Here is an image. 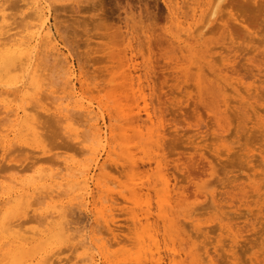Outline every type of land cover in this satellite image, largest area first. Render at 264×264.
I'll return each instance as SVG.
<instances>
[{
  "label": "rangeland",
  "instance_id": "374dc122",
  "mask_svg": "<svg viewBox=\"0 0 264 264\" xmlns=\"http://www.w3.org/2000/svg\"><path fill=\"white\" fill-rule=\"evenodd\" d=\"M44 1L42 4L45 7L53 3L56 9L52 5L45 9L48 10L47 23L54 38L50 44L41 41L39 59L37 56L39 62L36 60L35 63L37 67L41 66V70L38 73L37 67L30 69L28 59L23 57L18 62L19 71H15L17 82L12 89H8L9 84L5 85L0 79V223L6 224L5 227L7 222L17 224L15 227L11 224L10 229L32 237L27 241L31 245L32 241L45 239L52 232L48 212L51 211L50 217L55 215L52 212L56 210V205L60 207L57 210H64L58 211L61 217L53 216L66 229L61 240L53 242L51 236L48 237L50 246L37 255L45 264H152L151 254L157 258V250L159 257L162 256V264H175L176 261L178 264H264V0H221L223 5L220 7L219 3L220 9L217 7L212 16L207 15V9H210L208 1L198 0L197 19L189 18L192 5L189 4L194 0H173L179 6L181 20L177 16L178 21L167 7L166 2L170 0ZM199 8L204 11V16L207 15V20L202 21V16L199 19ZM32 11L33 7L27 0H0V26L7 23L13 28L8 34L18 33L15 37L20 36L21 41H27L22 45L25 51L31 42L30 33L36 29L34 25L39 23L30 14ZM208 19L207 28H201ZM191 20H195L196 24ZM180 22L183 24L180 25ZM31 23L34 25L30 29ZM179 27H182L181 30ZM53 45L62 53L60 60L66 57L68 65L64 61L63 64L59 62L58 56L54 55L56 59L52 57L55 54ZM48 52L52 53L42 58ZM128 56L136 58L134 96L128 87L125 91L119 90L117 79L122 70L118 59ZM67 66L72 76L68 74ZM34 71L37 78L42 79L39 81L44 84L41 88H45L40 94V104L36 99L30 100L33 101L31 103L29 99L26 101V93L32 92L30 85ZM40 72L45 77L42 78ZM66 76H70V79L67 77L69 84H66ZM208 86L211 90H205ZM140 90H143L149 104H153L149 105L152 117L155 112L161 122V125L152 127L162 131L161 146L157 148L148 139L144 140L148 142L146 144L134 139V125L126 123L119 112V108L124 113L130 110L134 114L139 112L143 120L138 126L141 125L146 138L151 123L144 121L141 100L136 107L135 99ZM35 102L38 107L33 109ZM29 106L32 113L27 112L31 109L27 110ZM56 107H68L65 111L73 115L69 116L66 111L70 121L61 118L55 112ZM86 109H91L93 113L87 114ZM16 111L18 120H22L20 116L26 112L35 118L39 142L27 133L26 126H20L18 121L14 125ZM92 114L93 119H89ZM94 124L102 130L106 126L113 129V133L107 136L108 140L101 141V145H98L94 135ZM19 128L20 131L24 128L22 133ZM21 137L35 147L21 144ZM102 144L105 145L102 147ZM123 146L131 148L135 155L138 169L133 172L121 168L126 156ZM156 149L160 155L157 158ZM164 153V169L160 174L156 172L155 160L153 162L152 159H161ZM107 155L111 160H106ZM62 160L74 162L79 170L66 176ZM149 162L152 169L148 167ZM50 170L57 174L60 172L59 177L55 175L49 180L50 187L55 185L52 195L56 197L52 199V207L44 212L48 199L43 198L42 204L39 201L44 193L37 191L39 189L30 190L33 197L37 194L29 200L32 205L17 212V216L9 213L5 215L6 219H1L13 202L14 195L10 194L16 188L15 177L31 179L38 171ZM162 174L168 176L171 195L175 196L174 189L181 187L179 190L184 189L183 199L187 197L183 200L185 204L181 202L174 207L176 210L171 217L175 219V226L166 234L161 228V218L157 217L161 212L152 189L161 188L156 177ZM134 175L135 180H132ZM132 190H135V204L121 196H129ZM6 200L9 202L4 204ZM45 214H48L46 218ZM135 217L139 222H134ZM107 225L117 234L116 238ZM144 227L147 233L141 234ZM171 234L175 246L181 250V255L175 256L174 262L168 255L171 253L168 248L172 247L168 241ZM0 235H4L2 230ZM140 235L145 236L143 244ZM166 241L169 242L167 250ZM185 243V248L195 254L192 255L194 258L190 255L185 257L182 251ZM183 258H187L189 263Z\"/></svg>",
  "mask_w": 264,
  "mask_h": 264
},
{
  "label": "bare ground",
  "instance_id": "6f19581e",
  "mask_svg": "<svg viewBox=\"0 0 264 264\" xmlns=\"http://www.w3.org/2000/svg\"><path fill=\"white\" fill-rule=\"evenodd\" d=\"M43 1L44 0H27V2H29V3H31V5H32V7H33V11H32V13H30V14H32L35 18L34 19H36L37 18V21H39V23L37 24L36 23V25H34V24H30V29H31V27H32V25H34L35 27H36V29H35V31L33 32L32 30H30V31H32V33H30V40H31V42H29L30 43V45L28 44V48H27V51H25L26 49L24 48L23 49V46L22 45H25L26 43L25 42H27V41H21L20 39H22V37H20L19 36V38L18 37H15L16 36V34L18 35V33H14V34H8V31H10V30H12L13 28L12 27H10L7 23H5L4 22V24L3 25H1L0 26V79H2V80H4V82H5V85H6V83L7 84H9V87H8V89H12V87H13V85H15V83L17 82V77H15V71H16V73H17V65H18V62H20V61H22L23 60V57H25V58H27L28 59V65L30 66V69H33L34 67H37V66H35V63H37L36 62V60H37V56H38V54H39V47L41 46V44L43 43H41V41H43L44 40V42L45 43H47L48 42V44H50V43H52V39L54 38L53 37V35L51 34V31H52V28H51V26L50 25H48V21H47V15H48V13H47V11L48 10H45L46 8L48 9L49 7L47 6V7H45V5H43L42 3H43ZM50 1V0H49ZM49 1H47V2H49ZM57 1V0H56ZM80 1H84V0H80ZM79 1V2H80ZM87 1V0H86ZM173 0H170V1H167L166 3H167V7H168V9H169V11H170V14H171V16L175 19V20H177L178 21V13L180 12L179 10H178V8H179V6H177V2L175 1V2H172ZM186 1H189V0H186ZM202 1V0H201ZM200 1V3H202L203 4V2H201ZM204 1V0H203ZM208 2V4H209V8L210 9H207V15L208 16H212V15H214L215 14V12H216V9H217V7H218V4L220 3V1L221 0H207ZM226 1V0H225ZM45 2V1H44ZM206 2V1H205ZM199 2H198V0H194V2L193 3H188L189 5H191V7H190V9H191V13H190V15H189V18H191V19H195V17H196V19H197V8L200 6L199 4H198ZM45 4V3H44ZM49 4V3H48ZM206 4V3H205ZM223 5V3H220L219 4V6L220 5ZM207 5V4H206ZM205 5V6H206ZM221 5V6H222ZM53 7H54V5H52ZM175 6H177V7H175ZM208 6V5H207ZM220 6V7H221ZM56 7V6H55ZM54 7V10L56 9ZM52 8V7H51ZM203 8V7H202ZM219 8V7H218ZM200 9V8H199ZM198 9V10H199ZM206 9V8H205ZM220 9V8H219ZM50 10V9H49ZM53 10V9H52ZM178 10V11H177ZM197 11V12H196ZM200 11V14H199V19H201V16H202V21H205V20H207V15H203L204 14V11L202 10V9H200L199 10ZM203 13V14H202ZM30 14H28L29 15V17L31 18V17H33L32 15L30 16ZM182 14V13H181ZM181 14H179V15H181ZM178 16V17H177ZM203 16H204V18H203ZM180 18V17H179ZM33 19V18H32ZM32 19H30V20H32ZM198 19V20H199ZM173 20V19H172ZM174 20V21H175ZM179 20H181V18L179 19ZM4 21V20H3ZM192 21V20H191ZM200 21V20H199ZM192 22H194L195 23V20L194 21H192ZM197 22V21H196ZM207 22H209V19H208V21H206V23H202L203 25H202V27L201 28H204L208 23ZM34 23V22H33ZM179 23V22H178ZM177 23V24H178ZM198 23H200V22H198ZM175 24H176V22H175ZM182 24H183V22H182ZM181 24V22H180V25H182ZM185 24V23H184ZM186 24H187V22H186ZM189 24V23H188ZM196 24V23H195ZM179 25V24H178ZM178 25H177V27H178ZM191 25H189V27H190ZM29 27V26H28ZM35 27H33V29L35 28ZM183 27V26H182ZM182 27H179V29L180 28H182ZM189 27L187 28V29H189ZM172 28H174V27H172ZM190 28H192V27H190ZM201 28H199V29H201ZM205 28H207V27H205ZM2 29V30H1ZM177 29V28H176ZM183 29H185V26H184V28ZM198 29V28H197ZM181 30V29H180ZM179 30V31H180ZM175 31V30H174ZM178 31V30H177ZM184 31H187V30H184ZM189 31V30H188ZM203 31V30H202ZM8 34V35H7ZM176 35V34H175ZM147 36H148V34H147ZM179 36V35H178ZM124 37V36H123ZM122 37V38H123ZM23 38H25V35H24V37ZM27 38V37H26ZM29 38V37H28ZM125 39V38H124ZM19 40H20V43H19ZM29 40V41H30ZM131 40V39H130ZM124 41V40H123ZM126 41V40H125ZM17 42L19 43L18 44V46H17ZM132 42V41H131ZM32 43V44H31ZM123 43H125V42H123ZM190 43V42H189ZM128 44V43H127ZM134 45V44H133ZM127 46V45H126ZM132 46V45H131ZM59 47V46H58ZM45 48V47H44ZM133 48V47H132ZM149 48V47H148ZM147 48V49H148ZM52 49H54L55 50V54H52L53 56L52 57H54V55H56L55 57H57V59L59 58V56L61 55L62 56V53L61 52H58L60 49H58L55 45H53L52 46ZM140 49V48H139ZM149 50V49H148ZM42 51V53H44L43 52V50H41ZM49 51V50H48ZM127 51V50H126ZM133 51V50H132ZM131 51V52H132ZM137 51V50H136ZM139 51V50H138ZM186 51V50H185ZM47 52V51H46ZM149 52H150V50H149ZM25 53H26V55H25ZM49 53H52V52H48L45 56H43L42 58H45ZM198 53V52H197ZM196 53V54H197ZM41 54V53H40ZM142 54H143V52H141V56H142ZM41 55H43V54H41ZM40 55V56H41ZM51 55V54H50ZM135 55V54H134ZM138 55V54H137ZM145 55H147V54H145ZM191 56V55H190ZM54 57V58H55ZM135 57V56H134ZM138 57H139V55H138ZM137 57V58H138ZM143 57V56H142ZM150 58H151V56H149ZM187 57H189L188 55H187ZM24 58V59H25ZM41 58V57H40ZM42 58H41V60H42ZM53 58V59H54ZM143 58H145V56L143 57ZM38 59H39V56H38ZM56 59V58H55ZM136 59V58H135ZM135 59L133 58V57H129L128 56V58H124V59H121V58H119L118 59V66L120 67V68H122V70L118 73V80H119V82H118V85H119V90L121 89L122 91H125V89H126V87H128L129 88V90L132 92V96H134V94H135V92L134 91H132V88H133V81L136 79L135 78V76H134V72H135V69H136V64L134 63V61H135ZM26 60V59H25ZM41 60H40V63H41ZM59 60V62H62V64L65 62V65H68V60H67V58L66 57H63V60L61 59L60 60V58L58 59ZM138 60H139V58H138ZM143 60V59H142ZM38 61V60H37ZM43 61H45V59H43ZM57 61V60H56ZM64 61V62H63ZM39 62V61H38ZM58 62V63H59ZM140 62V61H139ZM138 62V63H139ZM145 62V61H144ZM151 62V64H152V61H150ZM150 62H149V65H150ZM26 63V64H27ZM111 63H114V62H111ZM60 64V63H59ZM140 64H142V61H141V63ZM148 64V63H147ZM195 64V63H194ZM22 65H23V62H22ZM37 65V64H36ZM39 65V64H38ZM143 65V64H142ZM141 65V66H142ZM145 65V64H144ZM148 65V66H149ZM174 65H175V63H174ZM182 65V64H181ZM64 66V65H63ZM140 66V65H139ZM140 66V67H141ZM24 67V66H23ZM38 67H39V69H38ZM37 67V71L39 70H41V66H38ZM123 67H126L125 69H123ZM25 68V67H24ZM29 68V67H28ZM137 68H138V66H137ZM142 68V67H141ZM140 68V69H141ZM146 68V67H145ZM150 68H151V66H150ZM36 69V68H35ZM67 69L69 70L70 69V67L69 66H67ZM147 69V68H146ZM23 70V69H22ZM34 70V69H33ZM32 70V71H33ZM143 70V69H142ZM19 71V70H18ZM39 71H38V73H39ZM141 71V70H140ZM190 71V70H189ZM35 73H34V75H32L31 76V85H30V87L32 86V92L30 93H26V101H27V99H29V101L30 100H34V99H36L35 101H38L39 102V104H40V100H42V96H40V94H42L43 93V90L42 89H45L44 87L43 88H41V85L42 84H40V82L39 81H42V79L40 80V79H38L37 78V75H36V71H34ZM144 72V71H143ZM151 71H149V73H150ZM142 73V72H141ZM27 74V73H26ZM43 73H41L40 72V75H42ZM69 75H73L72 74V72L69 70V73H68ZM111 74V73H110ZM67 75V74H66ZM114 75H116V74H114ZM143 75V74H142ZM147 75V77H148V74H146ZM43 76L45 77V75L43 74L41 77L43 78ZM112 76V75H111ZM144 76V75H143ZM67 77L68 76H66V81H68V83L66 82V84H69V80H67ZM146 77V76H145ZM150 77V76H149ZM148 77V78H149ZM187 77V76H186ZM69 79H70V76L68 77ZM139 78H140V76L138 75L137 76V79L139 80ZM227 78H229L230 79V77H227ZM226 78V79H227ZM232 78V77H231ZM141 79V78H140ZM143 79H145V78H143ZM147 79V78H146ZM113 80H115V79H113ZM111 80H109V82H110ZM140 81V80H139ZM3 82V83H4ZM72 82V81H71ZM137 82V81H136ZM148 82H150V81H148ZM2 83V82H1ZM2 83V84H3ZM64 83H65V81H64ZM113 83V82H112ZM117 83V82H116ZM201 83V82H200ZM1 84V85H2ZM12 84V86H10ZM152 84V83H151ZM4 85V84H3ZM25 85H27V84H25ZM29 85V84H28ZM44 85V84H43ZM42 85V86H43ZM74 83L72 84V87L74 88ZM135 85V84H134ZM139 85L141 86V82H139ZM143 85V84H142ZM148 85H150V84H148ZM212 85V84H211ZM211 85H210V87H211ZM66 86V85H65ZM65 86L63 85V87L65 88ZM151 86V85H150ZM11 87V88H10ZM17 87V86H16ZM28 87V86H27ZM29 87V88H30ZM149 87V86H148ZM153 87V86H152ZM21 88V87H20ZM26 88V87H25ZM24 88V89H25ZM28 88V89H29ZM203 88V90H204V87H202ZM16 89V88H15ZM66 89H68V87L66 86ZM139 89V88H138ZM145 89H146V87H145ZM149 89H150V87H149ZM153 89V88H152ZM200 89H201V87H200ZM208 90V89H210L209 88V86H208V88H205V90ZM211 89H212V87H211ZM210 89V90H211ZM14 90V89H13ZM42 90V91H41ZM76 90V89H75ZM15 91V90H14ZM18 90L16 89V92H17ZM28 91V90H27ZM74 91V90H73ZM72 91V92H73ZM152 91V90H151ZM76 92V91H75ZM146 92V91H145ZM147 92H149L148 90H147ZM153 92H154V90H153ZM152 92V93H153ZM207 92V91H206ZM212 93V92H211ZM7 94H9V93H7ZM210 94V93H209ZM207 95H208V93H207ZM25 96V95H24ZM40 96V97H39ZM79 96V95H78ZM150 96V95H149ZM212 96H214V95H212ZM60 98H62V97H60ZM72 99V98H71ZM134 99V98H133ZM81 100V99H80ZM138 100H141L142 102H143V112H145V118L146 119H144V121H149L151 124V127L150 128H148V132H147V136H146V138H145V136L142 134V129H141V125L140 126H138V123L141 121V120H143V118H141V116L139 115V112L137 113V114H134L133 113V110H130L128 113H124L123 112V110L121 109V108H119V112H120V114H121V116L124 118V121H126V123H129L130 125H134V127H132V131H133V135H132V137L134 138V139H137L139 142H142V141H144L145 139H148V140H150V144H153L154 146H156V148L158 147V146H161L160 144V138H162L161 136H162V131L161 132H159V130H160V128H158V127H155L154 129L152 128L154 125H161V122H160V120H159V118L157 117V115L158 114H156V116H155V112H154V110H155V107H154V109H153V112H154V118H156L157 119V121L155 122V121H153V117H152V112H151V110H150V107H149V105H153V104H149V101H148V99H147V97L144 95V92H143V90H140L139 91V94L137 95V98L135 99V104H136V107L138 106V105H140L139 103H138ZM212 100V99H211ZM210 99H209V101H211ZM150 101H152V99L150 100ZM213 101V100H212ZM31 102H33V101H30V103ZM64 103V102H63ZM152 103V102H151ZM37 104V102H35V104H34V106H33V109H34V107L36 108V107H38V105L37 106H35ZM43 104V103H42ZM57 104V103H56ZM56 104H54V105H56ZM66 104V103H65ZM115 104H117V103H115ZM53 105V106H54ZM58 105V104H57ZM104 105V104H103ZM10 106V105H9ZM17 106V105H16ZM27 106V105H26ZM31 106V105H30ZM28 107L27 108V110L28 109H30L31 107ZM59 106H61V105H59ZM69 106V105H68ZM42 107V106H41ZM55 107V106H54ZM72 107V106H71ZM43 108V107H42ZM68 108V107H67ZM66 107L65 108H60V107H56V108H54L55 109V112L61 117V118H63L65 121H68L71 117H73V115L71 116V113H69L67 110V112L65 111V109H67ZM96 108H98V107H96ZM72 109V108H71ZM70 109V110H71ZM23 110H25L26 111V109H23ZM48 109H45V111H47ZM69 110V109H68ZM142 110V109H141ZM13 111V110H12ZM30 111H31V113H32V108L30 109V110H28L27 112H29L30 113ZM65 111V112H64ZM116 111V110H115ZM27 112L26 113H24V114H22V116H20V117H22V120H18L17 119V115H18V113H17V111L15 112V120H16V122H15V124L14 125H16L17 124V121L20 123L19 125L21 126V125H24V126H26V128L25 129H28V131L29 132H27V133H30V136L34 139V140H36L37 142H39V140H40V134H39V132H38V128L36 127L37 125L35 124V121L36 120H34L35 118H33L32 116H30L29 114H27ZM86 112H87V114H91V113H93V111L91 110V109H86ZM100 112H101V110H100ZM137 112V111H136ZM142 112V113H143ZM12 113V112H11ZM69 116H71L70 118L68 117V115ZM116 113H118L117 111H116ZM115 113V114H116ZM141 113V114H142ZM101 114V113H100ZM109 114V113H108ZM33 115V114H32ZM58 116V117H59ZM91 116H92V118H91ZM90 116V118L89 119H93V114ZM102 116V115H101ZM117 116H118V114H117ZM59 117V118H60ZM115 117V116H114ZM122 117H120V120H121V118ZM57 118V117H56ZM58 118V119H59ZM97 118V117H96ZM117 118V117H116ZM153 118V119H152ZM74 119V118H73ZM88 119V120H89ZM110 119H111V116H110ZM161 119V118H160ZM118 120V119H117ZM123 120V119H122ZM22 123H25V124H22ZM65 121H63V122H65ZM70 121V120H69ZM92 121V120H91ZM152 121H153V123H152ZM162 121V120H161ZM62 122V121H61ZM122 122V121H121ZM121 122H120V124H121ZM71 123V122H70ZM123 124V123H122ZM72 125L74 126V122L72 123ZM104 125V124H103ZM146 125V124H145ZM149 125V126H150ZM10 126V125H9ZM122 126V125H121ZM11 127V126H10ZM65 127V126H64ZM116 127V126H115ZM130 127V126H129ZM16 128V127H15ZM14 128V129H15ZM24 128L23 129H21V131H23L24 130ZM76 128V127H75ZM143 128V127H142ZM119 129V128H118ZM118 129H116V130H118ZM121 129V128H120ZM130 129V128H129ZM146 129V128H145ZM19 131H20V128L18 129ZM263 130H264V128H263ZM20 131V132H21ZM113 131V129L110 127V126H106L105 127V130H102V127H100V126H98L97 124H94V135H96V138H97V143H98V145H101L100 143H101V141L103 142V140L105 141V140H108V134L109 135H111V133H113L112 132ZM125 131V130H124ZM15 132V131H14ZM13 132V133H14ZM75 132V131H74ZM22 133V132H21ZM24 133V132H23ZM27 133H25V134H27ZM71 133V132H70ZM9 134V133H8ZM79 134V133H78ZM120 134V133H119ZM73 135H74V133H73ZM93 135V136H94ZM114 135V134H113ZM22 136V135H21ZM28 136V135H27ZM79 136V135H78ZM125 136H126V134H125ZM164 136V135H163ZM14 137V136H13ZM101 137V138H100ZM114 137H116L115 135H114ZM120 137H121V140H122V135H120ZM26 138V137H25ZM27 139V138H26ZM27 140H31V139H27ZM114 140H115V138H114ZM19 142L21 143V144H24V145H27V146H31V147H35V146H33V145H31V144H29V143H27V142H25L24 140H23V138L21 137L20 139H19ZM28 142H30V141H28ZM79 142H81V141H79ZM79 142H78V144H79ZM108 142H110V140L108 141ZM107 142V143H108ZM145 142V141H144ZM143 142V143H144ZM131 143V142H130ZM146 143H148V142H145V144ZM94 144V143H93ZM128 144V143H127ZM95 145H96V143H95ZM103 145H105V144H102V147H103ZM110 145V144H109ZM138 145V144H137ZM116 146H117V144H116ZM116 146H114V147H116ZM126 146H129V145H126ZM126 146H123V148H125V154H126V156L124 157V164L125 165H123V163L121 164V162H120V164H121V168H123V169H125V168H128L129 170H131L132 172L133 171H135L136 169H138V165H137V162H136V160H135V155H133L132 154V149L131 148H127ZM149 146V145H148ZM152 146V145H151ZM101 147V146H100ZM110 147H111V145H110ZM109 147V148H110ZM147 147V146H146ZM135 148V147H134ZM103 149V148H102ZM150 149V148H149ZM160 149V148H159ZM116 150H117V148H116ZM144 150V149H143ZM147 150V149H146ZM153 150V149H152ZM155 150V149H154ZM107 151V150H106ZM142 151V150H141ZM150 152H151V150H150ZM154 152V151H153ZM161 152V151H160ZM155 153H156V158L158 157V156H160L159 155V151L157 152V149H156V151H155ZM163 153V152H162ZM111 154V156H112V153H110ZM154 156H155V154H153ZM164 155H165V153H164ZM153 156V157H154ZM104 157V156H103ZM166 157V155L163 157V158H161V159H152L153 160V162H154V160H155V166H154V168L156 169V172L157 173H160L161 174V172L163 171L162 169H164V168H162V165L164 166V164H163V159ZM98 158V157H97ZM99 159V158H98ZM145 159H146V157H145ZM151 159V158H150ZM106 160H111L110 158H109V155H107V157H106ZM147 160V159H146ZM146 160H145V162H146ZM63 161V160H62ZM97 161V160H96ZM143 161V160H142ZM148 161V160H147ZM94 163H96V162H94ZM104 164V163H103ZM114 164H117V161H114ZM63 165H64V169L67 171L66 173H67V175L66 176H68L69 175V173L70 172H72V171H75V170H79V167L74 163V162H67V161H63ZM99 165V164H98ZM102 165V164H101ZM148 167L150 168L151 167V169H152V165H151V163L149 162L148 163ZM165 165H166V163H165ZM178 166V165H177ZM80 167H82V166H80ZM104 167V166H103ZM99 169L101 168L100 166L98 167ZM105 168V167H104ZM147 168V167H146ZM178 168H180V167H178ZM177 168V169H178ZM184 168V167H183ZM167 169V168H166ZM181 169V168H180ZM179 170V169H178ZM177 171V170H176ZM167 172V171H166ZM182 172H183V170H182ZM60 173V172H59ZM58 173V174H59ZM73 174H74V172H72ZM72 173H70V174H72ZM89 173V172H88ZM152 173V172H151ZM56 172L54 173L53 171H46V172H41V171H38L37 173H36V178H35V176L33 177V178H31V179H22V178H19V177H15V185H16V188L15 189H12V191H11V194L10 195H14L13 197H12V200H13V202L11 203V206H10V208L6 211L5 210V213L6 214H3V216H1L2 218L1 219H3V218H5L6 219V217H5V215H8L9 213L10 214H13V216H17V212H19V211H21V210H23V209H26V208H28L30 205H32V201L30 202L29 200L31 199H33L34 197H36L35 196V194H34V197H33V193L32 192H30V190H37V189H39V190H37V191H39L40 193L41 192H43L44 193V196L41 198V200L39 201L40 203H41V201L43 200L44 201V199L43 198H45V200H46V198L48 199V202H47V204H46V209H44L43 211L45 212V211H47V209L50 207H52L51 206V204H52V199H53V197H56V196H54V195H52V193L54 192L53 191V189H54V186H53V188L52 187H50V184H51V181L49 182V180H51L55 175V177H59L60 175H58ZM65 174V173H64ZM77 174V173H76ZM58 175V176H57ZM78 175V174H77ZM61 176H64V175H61ZM70 176V175H69ZM74 176V175H73ZM135 176L136 175H134L133 177H132V180H135ZM65 177V176H64ZM93 177V176H92ZM147 177V176H146ZM168 177V176H167ZM167 177H166V174H162V175H159V177H156V181H159V184L161 185V188L160 189H156L155 187H153L152 189L154 190V193H155V195L154 196H156V203H157V205H158V210L161 212V214H159V215H157V217L158 218H161V228H162V230L164 231V233L166 234V233H168L172 228H173V226H175L174 225V223H173V221L175 220H173L172 218L173 217H171V216H173L172 215V213H173V211H174V209L176 210V208H174V207H176L177 206V204L178 203H181V202H183L184 203V201L183 200H185L187 197H185L184 199H183V191H184V189H182L183 191H181V190H179V189H181V187L179 188L178 187V190H177V188L176 189H174L176 192H175V196L173 195V193H172V195H171V193H170V191H169V181L167 180ZM35 178V179H34ZM87 177H85V179H86ZM131 178V177H130ZM142 178V177H141ZM149 178H150V176H149ZM153 178V177H152ZM36 179H38L36 182H35V180ZM56 179V178H55ZM60 179V178H59ZM79 179V178H78ZM154 179V178H153ZM152 179V180H153ZM138 180V179H137ZM13 180H11V182H12ZM71 181H73V179H71ZM87 181V180H86ZM145 181V180H144ZM55 182V181H54ZM67 182V181H66ZM79 182H81V181H79ZM143 182V181H142ZM14 183V182H13ZM69 183V182H68ZM140 183V182H139ZM178 182L176 181V184H177ZM71 184V183H70ZM143 184V183H142ZM158 184V185H159ZM173 184H175V183H173ZM64 185V184H63ZM73 185V184H72ZM79 185V184H78ZM18 186V187H17ZM180 186H181V184H180ZM62 187V186H61ZM71 187V186H70ZM56 188V187H55ZM73 188H75V186L73 187ZM85 189L87 188V184H86V187H84ZM142 188V187H141ZM173 188H175V186L173 187ZM76 189H78V188H76ZM81 189V188H80ZM83 189V188H82ZM144 189V188H143ZM41 190V191H40ZM79 190V189H78ZM71 191H72V189H71ZM81 191V190H80ZM85 191V190H84ZM135 190H132L131 191V193H130V195L129 196H125V195H122L121 194V196H122V198L125 200V201H134V199H133V197H134V195H135V192H134ZM151 191V190H150ZM27 192H29V193H27ZM152 192V191H151ZM39 193V194H40ZM84 193V192H83ZM100 193V192H99ZM120 193H122V192H120ZM147 193L149 194V188H147ZM18 194V195H17ZM39 194H38V196H39ZM82 194V193H81ZM80 194V195H81ZM37 195V194H36ZM41 195V194H40ZM83 195V194H82ZM143 195V194H142ZM151 195V194H150ZM37 196V197H38ZM42 196V195H41ZM57 196H58V194H57ZM79 196V195H78ZM84 196V195H83ZM172 196H174V198L172 197ZM33 197V198H32ZM101 197V196H100ZM102 198V197H101ZM101 198H99V199H101ZM113 198H115V197H113ZM151 198V197H150ZM55 199V198H54ZM148 199V198H147ZM9 200V199H8ZM102 200V199H101ZM188 200V199H187ZM186 200V201H187ZM42 201V204H44V202ZM63 201V200H62ZM85 201V200H84ZM6 203H4V204H7V202H9V201H5ZM103 202V201H102ZM143 202V201H142ZM149 202V201H148ZM147 201H146V203H148ZM150 202H152V201H150ZM0 203H2V202H0ZM104 203V202H103ZM57 204V203H56ZM134 204H135V201H134ZM151 204V203H150ZM173 204L175 205V206H173ZM185 204V203H184ZM60 205V204H59ZM102 205V204H101ZM183 205V204H182ZM7 206V205H6ZM54 206H55V204H54ZM64 206V205H63ZM62 206V209H64V207ZM151 206V205H150ZM152 206H153V203H152ZM60 208V207H58L57 205L54 207V208ZM101 208H102V206H100ZM143 207V206H142ZM179 207H180V205H178V210H179ZM181 207H183V206H181ZM1 208V207H0ZM57 208H56V210H54V212H52V214H55V215H53L54 217H59L60 216V214L61 213H58V211L59 212H62V211H64V210H62V211H60V210H57ZM151 208V207H150ZM183 208H185V207H183ZM182 208V209H183ZM152 209V208H151ZM150 209V210H151ZM100 210V209H99ZM99 212V211H98ZM146 213H148V207H147V210H146ZM179 213V212H178ZM48 214H49V217H47L50 221L48 222L49 223V225L50 226H52L53 228L51 229L52 230V232H50V234L44 239V238H40V239H38V240H36V241H32V244L31 245H29L30 243L29 242H27L28 240H30L32 237H26V236H23L22 234H20V233H18L17 231L18 230H14L13 228H11L10 229V225L12 224H10V222H9V224H8V222H7V227H5L6 226V224H5V226L3 225V224H1L0 223V227H1V230L3 231V233H4V235H0V264H45L43 261L44 260H41V259H39L38 258V254H40V252H42L43 250H45L47 247H49L50 245L48 244V242H47V238L48 237H50L51 236V238L53 239V242H59V240H61V236H62V234L65 232V230H64V228H63V224H62V222L61 221H58V220H56L53 216V218L52 217H50L51 215V211L50 212H48ZM48 214H45V218H46V216H48ZM103 214V213H102ZM2 215V214H1ZM63 215L65 216V214L63 213ZM62 215V216H63ZM98 215V214H97ZM142 215H144V212H143V214ZM150 215V214H149ZM101 216V215H100ZM141 216V215H140ZM139 216V217H140ZM177 216H179V215H177ZM61 217V216H60ZM145 217H146V215H145ZM149 217V216H148ZM51 218V219H50ZM141 218V217H140ZM4 219V220H5ZM62 219V218H61ZM64 219V218H63ZM62 219V220H63ZM147 219V218H146ZM150 219V218H149ZM47 220V219H46ZM133 220H134V222L136 223L137 221L139 222V219L137 218V217H135V218H133ZM154 220V219H153ZM3 221V220H2ZM45 221V220H44ZM48 221V220H47ZM142 221V220H141ZM150 221V220H149ZM1 222V221H0ZM4 222H6V221H4ZM64 222V221H63ZM154 222V221H153ZM134 223V224H135ZM47 224V223H46ZM66 224V223H65ZM64 224V225H65ZM159 224V223H158ZM176 224V223H175ZM14 227L15 226H17V224H12ZM177 225V224H176ZM47 226V225H46ZM108 226V225H107ZM148 227H149V224L147 225ZM160 226V225H159ZM9 227V228H8ZM48 227V226H47ZM158 227V226H157ZM67 228V227H66ZM177 228V227H176ZM108 229L110 230V233L113 235V237H117V234L116 233H114V231H113V229H111V228H109V226H108ZM0 230V231H1ZM67 230H68V228H67ZM155 230V229H154ZM20 231V230H19ZM157 231V230H156ZM156 231L154 232V233H156ZM5 232H6V234H5ZM25 233V232H24ZM143 233H147V231H146V229H145V227L142 229V232H141V234H143ZM144 234V235H145ZM34 235H35V233H34ZM147 235H149V234H147ZM158 235V234H157ZM69 236V234H67V237ZM146 236V235H145ZM144 236V237H145ZM150 236H151V238H152V234H150ZM150 236H148L149 238H150ZM42 237V236H41ZM144 237H142L141 235H140V240H141V243L143 244V239H144ZM168 237V236H167ZM184 237V236H183ZM156 238V237H155ZM158 238V237H157ZM44 239V240H43ZM63 239V238H62ZM68 239H69V237H68ZM153 240H155L154 238H152ZM175 239H176V237H175ZM182 239V238H181ZM176 240H178V239H176ZM43 241V245L42 246H40V244H41V242ZM170 243H171V246L172 247H170V248H168L170 251H171V253L170 254H168L169 255V259H170V261L171 262H174V259H176V257L175 256H177V257H179L180 255H181V253H179L181 250H178L179 248H177L176 246H175V244H176V242L174 241V239H173V236H172V234H171V238L169 237V240H168ZM159 242V241H158ZM168 242V243H169ZM184 242V241H183ZM168 243H167V241H166V243H165V245H166V247H165V249L167 250V245H168ZM153 244V243H152ZM159 244V243H158ZM183 244V243H182ZM147 245H149V244H147ZM170 245V244H169ZM181 245V242L179 243V246ZM185 245H186V243L184 244V246H183V249H182V251L183 252H185V257H187L186 255H190V256H195V254H191L190 253V250H189V248H185ZM152 246V245H151ZM158 246V245H157ZM98 247H100V246H98ZM140 247V246H139ZM159 247V246H158ZM149 248H151V247H149ZM148 248V249H149ZM161 248V247H160ZM182 248V247H181ZM180 248V249H181ZM185 248V249H184ZM141 249V248H140ZM142 249H143V247H142ZM159 249V248H158ZM163 249V248H162ZM193 249V248H192ZM161 250V249H160ZM165 251V250H164ZM194 251V250H193ZM157 252V254H158V256H157V258L153 255V253L151 254V259H150V261L152 262V264H154V263H156V264H162V260H161V258H162V256H161V258L159 257V251L157 250L156 251ZM37 253V254H36ZM165 253V252H164ZM193 253V252H192ZM34 254H36V255H34ZM142 254V253H141ZM148 254V253H147ZM180 254V255H179ZM208 254V253H207ZM42 255V254H41ZM100 256V255H99ZM192 256V257H193ZM145 257V256H144ZM189 257V256H188ZM148 258V257H147ZM190 258V257H189ZM194 258V257H193ZM100 259V258H99ZM138 259H139V257H138ZM183 259H187V258H183ZM182 259V260H183ZM212 259V258H211ZM41 260V261H40ZM180 260V259H179ZM178 260V261H179ZM185 260H183L182 262H185ZM196 260V259H195ZM195 260H193V261H195ZM143 261V260H142ZM181 261V260H180ZM190 261L192 262V260L190 259ZM187 262L189 263V261H188V259H187ZM196 262V261H195ZM181 263V262H180ZM213 263V262H212ZM96 264H97V262H96ZM173 264V263H172ZM175 264H178L177 263V261H176V263ZM191 264V263H190ZM193 264H194V262H193Z\"/></svg>",
  "mask_w": 264,
  "mask_h": 264
}]
</instances>
